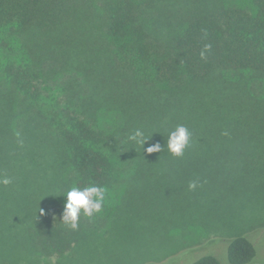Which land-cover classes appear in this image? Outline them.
<instances>
[{
  "label": "trees",
  "instance_id": "16d2710c",
  "mask_svg": "<svg viewBox=\"0 0 264 264\" xmlns=\"http://www.w3.org/2000/svg\"><path fill=\"white\" fill-rule=\"evenodd\" d=\"M177 125L191 132L180 157ZM138 128L163 150L131 142ZM4 177L0 264L76 248L177 264L219 238L230 264H264L249 237L264 229V0H0ZM90 184L106 202L73 230L63 194ZM115 242L129 251L100 257Z\"/></svg>",
  "mask_w": 264,
  "mask_h": 264
},
{
  "label": "clouds",
  "instance_id": "9594fccd",
  "mask_svg": "<svg viewBox=\"0 0 264 264\" xmlns=\"http://www.w3.org/2000/svg\"><path fill=\"white\" fill-rule=\"evenodd\" d=\"M208 47L210 46H206V48ZM203 56L204 52H201V57L203 58ZM128 139L136 145H139L143 151H146L148 154L160 153L164 148L160 142H156L145 149L144 145L150 138L145 134V131L140 128L134 130ZM190 139L191 132L188 128L183 125H177L175 129L168 134L167 150L172 155L180 157L188 147ZM0 183L8 185L11 183V180L10 178L4 177L0 179ZM196 186L195 182L189 184L190 189H195ZM106 195L107 189L103 186L95 184H90L86 187L72 186L63 194L65 202L61 220L71 229H77L81 215L91 218L102 211V207L106 202ZM41 210L43 212V209Z\"/></svg>",
  "mask_w": 264,
  "mask_h": 264
},
{
  "label": "rangeland",
  "instance_id": "374dc122",
  "mask_svg": "<svg viewBox=\"0 0 264 264\" xmlns=\"http://www.w3.org/2000/svg\"><path fill=\"white\" fill-rule=\"evenodd\" d=\"M215 237V235H211ZM208 237V236H207ZM249 237L252 239V241L255 243L257 248H259V259L261 260L260 262H264V229L256 230L254 233L250 234ZM160 238V234L154 235V242L153 243H158V240ZM206 238V237H205ZM152 238L150 237L148 239V242L151 243ZM207 241V240H206ZM227 241L224 239L219 238L218 240H215V242H218L221 244L222 242ZM215 242L210 240L209 242L201 245L198 247V249L193 250H187L180 255L182 258H180V262L177 264H180L185 261V264H191L193 261L198 259L199 257L205 255V254H215L218 256L222 264H230L227 256V249L221 245H217ZM5 238L3 237L2 234H0V257L3 256L4 254V249H5ZM129 251L126 246H123L119 243H109L104 247V252H100V257H107V258H114L120 256L126 252ZM132 253L140 256L141 253L137 252L135 249H132ZM179 258V256H175L163 263H152V264H175V259ZM95 259L90 255V254H85L81 249L76 248L73 251H70L67 253L64 257L60 256H53L49 258H40L37 262L33 264H95ZM120 262L121 260L118 259ZM142 260V259H138ZM174 261V262H173ZM120 262H114L113 264H120ZM112 264V263H110ZM126 264H133V262H127Z\"/></svg>",
  "mask_w": 264,
  "mask_h": 264
}]
</instances>
